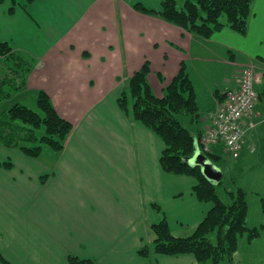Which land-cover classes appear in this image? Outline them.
Here are the masks:
<instances>
[{"label":"crops","instance_id":"obj_1","mask_svg":"<svg viewBox=\"0 0 264 264\" xmlns=\"http://www.w3.org/2000/svg\"><path fill=\"white\" fill-rule=\"evenodd\" d=\"M162 2L0 0V44L33 62L27 87L12 98L37 103L45 91L74 127L52 164L0 145V164L11 165H0V254L9 263L69 264L72 255L96 264H198L192 254H139L153 247L151 226L162 213L175 237H187L213 204L197 198L194 177L162 169L163 141L117 100L147 61L159 98L185 63L199 104V117L184 120L196 159L210 116L239 88L242 70L253 67L262 89L264 0H255L246 35L226 28L209 40L134 9L160 10ZM256 114L264 118V102ZM248 120L240 158L264 159V125L251 130ZM43 173L52 177L47 183Z\"/></svg>","mask_w":264,"mask_h":264},{"label":"trees","instance_id":"obj_2","mask_svg":"<svg viewBox=\"0 0 264 264\" xmlns=\"http://www.w3.org/2000/svg\"><path fill=\"white\" fill-rule=\"evenodd\" d=\"M32 1V0H31ZM255 0H163L160 10H150L142 4L134 9L158 16L200 39L209 40L228 28L241 35L248 32ZM14 10V9H11ZM33 62L16 51L9 43L0 44V104L27 87ZM150 62L131 77L117 103L121 111L134 122L144 125L164 143L160 158L162 169L171 175L192 176L197 180L194 193L201 202L213 204L203 222L187 237H175L162 213L159 222L151 226L155 235L153 247H145L139 254L153 255L192 254L198 264L227 262L239 246V239L248 233L253 241L260 237L261 229H248L246 219L249 209L244 189H227L230 203H225L219 190L224 185L213 183L203 173L200 165L192 164L195 156V136L184 120L199 117V104L187 65L183 63L179 74L157 97L149 83ZM161 81L163 76L159 75ZM256 91L258 102H264V74L262 89ZM19 121L22 123L20 124ZM73 125L61 117L50 96L45 91L37 93V109L16 103L0 112V145L18 149L31 158H39L44 146L60 153L73 131ZM44 129L38 137L36 131ZM210 159H220L217 152L209 153ZM10 168V164H0ZM232 190V191H231ZM264 202V200H262ZM160 211L159 207H156ZM217 232V244L210 235ZM69 264H96L95 260L69 256ZM0 264H11L0 254Z\"/></svg>","mask_w":264,"mask_h":264},{"label":"rangeland","instance_id":"obj_3","mask_svg":"<svg viewBox=\"0 0 264 264\" xmlns=\"http://www.w3.org/2000/svg\"><path fill=\"white\" fill-rule=\"evenodd\" d=\"M153 2L154 0H149V3L152 5H154ZM256 78H258L257 75ZM16 103L23 104L34 110L37 109V103L34 101V98L29 95L17 94L14 98L0 104V112L7 110ZM254 111L256 113V108ZM188 122L189 121H185V124L191 130V126ZM19 123L22 124L20 121ZM36 135L38 137L43 136L44 129L36 131ZM217 152L221 156L220 159H209L223 171L224 185L219 190L222 200L225 203L231 202L229 196L225 192L227 189H244L247 194L246 201L249 209L248 218L245 223L248 229H261L260 237L253 241L248 238V233H245V235L239 239V246L234 255L231 256L232 258L230 261L227 262L228 259H226L225 261H220L219 264H264V202H262V200H264V159L255 157L233 159L224 147L217 148ZM54 153L52 149L44 146L41 155L43 158L37 161H48L49 164H52L53 160L51 159L55 156ZM256 164H258L256 167L251 168ZM42 175H45V177L42 178L44 181L46 177H49L46 183L52 178L50 173H43ZM210 240L214 244H217L216 231L210 235ZM208 263L211 264L210 261Z\"/></svg>","mask_w":264,"mask_h":264},{"label":"built area","instance_id":"obj_4","mask_svg":"<svg viewBox=\"0 0 264 264\" xmlns=\"http://www.w3.org/2000/svg\"><path fill=\"white\" fill-rule=\"evenodd\" d=\"M257 78L253 68H245L240 77L239 88L227 95L226 104L221 110L211 115L212 126L203 137L201 145L204 152H211L213 147L223 145L233 158H238L242 151L246 134L244 123L254 116L259 99L256 91ZM264 124V118L250 121V129Z\"/></svg>","mask_w":264,"mask_h":264},{"label":"water","instance_id":"obj_5","mask_svg":"<svg viewBox=\"0 0 264 264\" xmlns=\"http://www.w3.org/2000/svg\"><path fill=\"white\" fill-rule=\"evenodd\" d=\"M194 165H200L204 175L213 182H220L222 179V172L209 159L203 155H199L192 160Z\"/></svg>","mask_w":264,"mask_h":264}]
</instances>
